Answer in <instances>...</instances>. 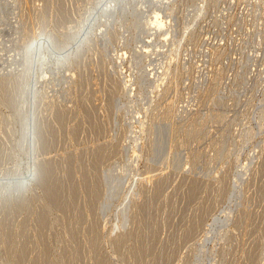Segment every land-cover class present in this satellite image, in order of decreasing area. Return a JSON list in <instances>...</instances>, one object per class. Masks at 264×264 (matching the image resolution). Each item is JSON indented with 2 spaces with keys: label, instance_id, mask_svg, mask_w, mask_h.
Instances as JSON below:
<instances>
[{
  "label": "rangeland",
  "instance_id": "374dc122",
  "mask_svg": "<svg viewBox=\"0 0 264 264\" xmlns=\"http://www.w3.org/2000/svg\"><path fill=\"white\" fill-rule=\"evenodd\" d=\"M0 264H264V0H0Z\"/></svg>",
  "mask_w": 264,
  "mask_h": 264
},
{
  "label": "bare ground",
  "instance_id": "6f19581e",
  "mask_svg": "<svg viewBox=\"0 0 264 264\" xmlns=\"http://www.w3.org/2000/svg\"><path fill=\"white\" fill-rule=\"evenodd\" d=\"M102 3V2H101ZM110 5V4H109ZM108 6V5H107ZM106 6V7H107ZM108 8V7H107ZM159 19H162V17L160 16V18ZM157 23V22H156ZM159 25H160V27H157V28H161V24L160 23H158ZM167 24V23H166ZM167 25H169V24H167ZM150 28H152L153 29V31H156V28H155V24L154 25H151V26H149ZM151 30V29H150ZM167 32V31H166ZM164 34H166V33H164ZM168 36V35H167ZM165 42H166V39L164 40ZM149 43V42H148ZM150 44V43H149ZM50 45H54V44H50ZM40 60V59H39ZM26 61V60H25ZM28 66H29V64H28ZM155 71V70H154ZM30 81V80H29ZM29 112V111H28ZM34 124V123H33ZM30 125V124H29ZM29 127V126H28ZM29 141V140H28ZM29 143V142H28ZM30 145L28 144V145H25L23 148H24V150L26 151L25 153H29L30 154V152H31V148L29 147ZM31 155V154H30ZM28 158H30V157H28ZM31 159V158H30ZM34 159V158H33ZM36 159V158H35ZM37 160V159H36ZM30 162L29 163H31V161H32V159L31 160H29ZM38 161V160H37ZM42 161H40V163H31L32 164V166H30V167H35V170L33 171V173L35 172L36 174H37V176H38V178H39V181L38 182H40L41 184H45L46 182H45V174H47V172H46V167H47V162L46 161H44V162H46V163H41ZM28 163V164H29ZM30 164V165H31ZM31 169V168H30ZM32 169H34V168H32ZM48 169V168H47ZM28 170V168L26 169V171ZM32 175V174H31ZM34 176V175H33ZM37 178V179H38ZM19 189V188H18ZM48 193V192H47ZM50 193V192H49ZM48 193V194H49ZM47 194V195H48ZM50 197V196H49ZM247 214V213H246ZM119 235V234H118Z\"/></svg>",
  "mask_w": 264,
  "mask_h": 264
}]
</instances>
